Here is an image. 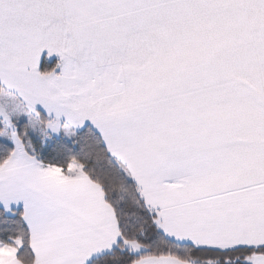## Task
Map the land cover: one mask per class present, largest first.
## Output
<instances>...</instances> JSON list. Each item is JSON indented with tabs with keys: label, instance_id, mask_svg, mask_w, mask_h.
Segmentation results:
<instances>
[{
	"label": "snow or ice",
	"instance_id": "6c2138e0",
	"mask_svg": "<svg viewBox=\"0 0 264 264\" xmlns=\"http://www.w3.org/2000/svg\"><path fill=\"white\" fill-rule=\"evenodd\" d=\"M0 264H264V0H0Z\"/></svg>",
	"mask_w": 264,
	"mask_h": 264
}]
</instances>
